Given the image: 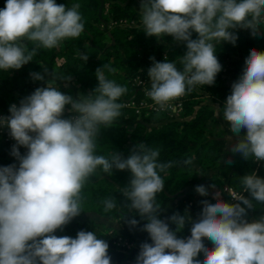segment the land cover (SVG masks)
Wrapping results in <instances>:
<instances>
[{
    "label": "clouds",
    "instance_id": "9594fccd",
    "mask_svg": "<svg viewBox=\"0 0 264 264\" xmlns=\"http://www.w3.org/2000/svg\"><path fill=\"white\" fill-rule=\"evenodd\" d=\"M79 8L78 3L68 8L56 0H6L0 8V70H18L38 49H54L80 37L85 25ZM140 9L148 36H172L187 48L182 70L151 58V89L146 95L160 110L198 85L215 83L222 70L217 43L235 44L237 28L261 34L264 24V0H142ZM25 41L34 45L31 50ZM80 59L86 62L88 55L82 53ZM104 69L117 71L110 64L98 68V86L87 95L74 98L56 87H38L19 105L12 104L9 116L0 117V126L16 141L11 155L19 162L0 167V264H112L109 243L93 231L80 230L75 238L55 234L81 214L82 191L98 170L131 172L123 195L130 210L146 221L141 230L151 240L140 245L135 264H264V218L246 219L253 201L264 204V177L253 172L241 178L251 198L233 195L237 202L228 203L215 194L214 200L200 202L198 218L177 212L161 219L156 196L164 180L159 173L176 162H159L160 151L143 143L127 158L118 152L110 158L96 155L102 126H112L121 116L123 105L118 101L128 91L108 79ZM45 74L47 68L44 74L30 75L44 80ZM68 105L74 115L65 118ZM223 108V118L237 138L230 150L264 161V51L250 50ZM192 162L191 157L183 161ZM209 188L215 185H197L195 191L207 197ZM115 207L113 198L105 199V212ZM168 221L176 225L174 230ZM125 222L130 228L140 224L135 216ZM189 223L190 236L178 237Z\"/></svg>",
    "mask_w": 264,
    "mask_h": 264
},
{
    "label": "trees",
    "instance_id": "16d2710c",
    "mask_svg": "<svg viewBox=\"0 0 264 264\" xmlns=\"http://www.w3.org/2000/svg\"><path fill=\"white\" fill-rule=\"evenodd\" d=\"M56 2L65 4L68 8L73 4H80L79 12L85 25L84 32L78 38L63 41L57 48L38 49L33 60L18 70H0V110L10 112L9 108L13 103L19 105L22 99L31 95L38 87H56L76 98L72 87L69 86L70 81L87 95L98 86L96 70L110 64L117 71L110 73L104 69L106 77L127 87L128 91L118 101L123 105L121 116L118 118L121 121L117 120L107 128L102 126L96 140V155L110 158L112 153L118 152L127 158L135 146L143 143L146 147L160 151L159 162H176L166 172L159 173L164 180V189L156 196L157 203L163 210L170 200L182 194L170 216L178 212L181 215L193 216L194 219L198 218L202 210L200 202L205 199L214 200L215 194L225 202L236 203L237 201L226 190V186L233 187L238 191V195L243 194L251 198L248 192H244L241 178L253 172L264 177V161L245 159L241 154L233 153L231 163H227L228 160L221 163L226 152V137L222 134L216 108L207 101V98L218 102L223 112V104L231 93L233 82L242 74L250 50L256 48L264 51V32L255 37L247 29L237 28L233 30L238 36L235 44L217 43L216 55L222 70L217 74L213 85H198L186 94L179 116L168 115L165 111L148 113L143 111L138 114L135 108L124 105L123 100L142 96L143 91H137L130 81L138 73H145L141 68L143 61H147L155 54H166V60L174 63L178 70H182L181 61L187 51L186 44L175 41L172 36L159 39L156 36H148L144 32L143 24L115 23L109 30L99 25L102 15L106 19L120 20L129 17L137 18V21L141 22L139 16L142 1L139 0H105L107 5L105 10H102V0H56ZM5 3L6 0H0V8L5 7ZM192 38L197 39L198 34L193 32ZM25 44L29 50L34 46L28 41H25ZM82 53L88 55L86 62L80 59ZM45 68L49 70V74H45L44 80H34L30 75L34 72L44 74ZM139 118L141 121H137ZM23 148L24 146H20L21 154H26ZM11 150L0 137L1 156L7 158V155H11ZM190 157L193 160L192 164L185 165L183 161ZM8 161L12 164L19 163L13 157ZM215 166L219 167L218 171L208 176L204 184L215 185V188H209L207 197L196 191L183 193L182 190L188 185L199 182L201 173ZM131 178L129 170H113L112 174L98 170L82 191L81 213L95 210L123 225H128L125 219L135 216L142 226L146 221L141 219L135 210H130V202L122 191L128 186ZM108 198L114 199L116 207L105 212L104 201ZM253 204L254 207L247 211L246 219L249 222L264 218V204L256 201H253ZM161 216L162 211L160 218ZM169 224L173 230L176 228L175 224L171 222ZM190 229L189 223L177 233V236L187 238L191 234ZM80 230L93 231L97 238L107 241L112 260L119 264H135L137 248L127 247L126 243L118 244L120 234L114 228L106 227L94 219H73L63 230H57L55 234L75 238ZM135 236L134 231H128L123 237L127 242H131ZM205 243L209 247L213 246L208 240H205ZM200 258L203 259V253Z\"/></svg>",
    "mask_w": 264,
    "mask_h": 264
},
{
    "label": "crops",
    "instance_id": "0c3cea01",
    "mask_svg": "<svg viewBox=\"0 0 264 264\" xmlns=\"http://www.w3.org/2000/svg\"><path fill=\"white\" fill-rule=\"evenodd\" d=\"M207 101L215 106L216 113H217V116L219 118V124L223 130L222 134L226 137L227 146H226V152L223 155V158L221 159V163H222V161L229 160L232 158L233 152L230 149H231L232 145L236 142L237 138L235 137V135L233 133H231L230 126H229L228 122L225 121L223 118V112L220 110L219 105L218 104L216 105V103H214L216 101H214L210 97L207 98ZM243 134L244 133L242 132L241 135H243ZM2 166H7V165H6L5 161L3 160V158L0 154V167H2ZM218 169H219V167L215 166V167L209 168L205 172L201 173L199 175V182L197 184L188 185L185 189L182 190L183 193H186L187 191L195 192L196 186L197 185H204L207 177L212 175L213 173L217 172ZM181 197H182V194H178L176 197H174L172 200H170L167 203L165 208H163V210H162L161 219H165L166 217H170L172 210L179 203ZM73 219H79V220L94 219L97 222L104 224L106 227L114 228L122 237L125 235L126 232L134 231L136 233V236H135V239L131 242V247L133 246V247L137 248V254L140 251V245L143 242L151 241L148 233L141 230L142 226L140 224L134 228H130L129 225H123L119 221L112 219V218H109L107 216H104L95 210H86L83 213H81L79 216H77ZM168 222H170V221H168ZM112 264H119V263L116 260H112Z\"/></svg>",
    "mask_w": 264,
    "mask_h": 264
},
{
    "label": "built area",
    "instance_id": "2783aa9c",
    "mask_svg": "<svg viewBox=\"0 0 264 264\" xmlns=\"http://www.w3.org/2000/svg\"><path fill=\"white\" fill-rule=\"evenodd\" d=\"M128 22V19H122L121 22ZM251 34V29H247ZM260 30H261V34L264 32V24L260 25ZM255 37L257 35H254ZM155 58V61H160V62H164L166 60V54L163 55H157V56H152L151 58ZM148 59L147 61H143L141 68L145 70V73H138L137 75H135L132 79H131V83L136 87L137 91L142 90L143 94L141 97H130L129 99H127L124 104L127 106H131L133 108H135V111L140 113L143 110H147V112L149 111H165L166 113H168L171 116H178L179 113L182 111L183 109V99L186 95H184L183 97H180L176 100H173L170 102V106L166 109V110H160L158 105L155 104V102L146 95V92L148 90L151 89V80L148 76V69L152 66L153 64V59ZM10 115V112L7 111H3L0 110V117H7ZM74 115L73 113L70 114V116H68L69 118ZM0 137L3 138L6 142H9V140L11 141H15L9 134V129L3 126H0ZM226 190L229 191V193L231 194V196L233 195H238V191H236L233 187H225ZM117 243L118 244H122V243H126V245L128 247L131 246L130 242H127L126 239H124L122 236H119L117 239Z\"/></svg>",
    "mask_w": 264,
    "mask_h": 264
},
{
    "label": "rangeland",
    "instance_id": "374dc122",
    "mask_svg": "<svg viewBox=\"0 0 264 264\" xmlns=\"http://www.w3.org/2000/svg\"><path fill=\"white\" fill-rule=\"evenodd\" d=\"M121 1V0H120ZM123 1V0H122ZM124 1H130V0H124ZM139 1H142V0H139ZM107 8V5H105V0H102V10L104 9H106ZM141 10V9H140ZM140 17V19H142V17H141V15L139 16ZM127 19H128V22H121V20L122 19H120V20H115V19H113V18H111V19H106L105 18V16L104 15H102L101 16V20H100V22H99V25L101 26V27H103L104 29H107V30H109V29H111V27H113V25L115 24V23H124V24H136V25H138V24H142V21L141 22H138L137 20V18H135V19H130L129 17H126ZM130 19V20H129ZM154 56H157V54H155ZM24 75V74H23ZM22 77V76H21ZM24 77V76H23ZM21 85H24V84H21ZM18 86V85H17ZM17 86H15V88L17 87ZM63 87H65V85H62ZM69 86L70 87H72V91H73V95L76 97V98H78L80 95H86L74 82H71L70 81V84H69ZM127 99H129V98H126V99H124L123 100V104H124V102L127 100ZM214 103H216V105L218 104L219 105V103H217V102H214ZM13 104H16V103H13ZM125 105V104H124ZM127 106V105H126ZM219 107H220V110L222 111V107L219 105ZM68 108H70V105L69 106H66V111H65V113H64V117L65 118H69L68 116H70V114H71V112L70 111H68L67 109ZM143 111H145L146 113H148L147 112V110L145 109V110H143ZM142 111V112H143ZM142 112H140V113H138V114H141ZM150 112V111H149ZM169 115V114H168ZM179 115H180V113H179ZM178 115V116H179ZM174 117H177V116H174ZM118 121H121L120 119L118 120ZM137 121H141L140 120V118L137 120ZM129 123V122H128ZM130 123H135V122H130ZM7 143V146L9 147V149L11 150L12 149V146L16 143V141H11V140H9V142H6ZM23 150L24 151H26L27 152V149L24 147L23 148ZM10 157H13V159H15V160H17L14 156H11L10 154L9 155H7V158H5V157H2L3 158V160L5 161V163H6V165L8 166V165H11L12 163H10L9 161H8V159H10ZM18 161V160H17ZM18 164L19 163H17V166H18ZM124 239H125V237H123ZM132 242V241H131ZM130 242V243H131ZM127 246V245H126ZM128 247V246H127ZM131 247V246H130Z\"/></svg>",
    "mask_w": 264,
    "mask_h": 264
}]
</instances>
